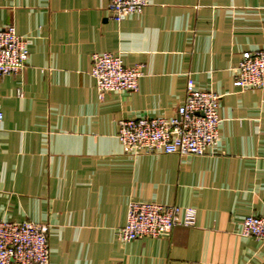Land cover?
I'll return each mask as SVG.
<instances>
[{"label": "crops", "instance_id": "crops-1", "mask_svg": "<svg viewBox=\"0 0 264 264\" xmlns=\"http://www.w3.org/2000/svg\"><path fill=\"white\" fill-rule=\"evenodd\" d=\"M107 3L0 0V27L29 48L0 78V221L47 225L50 264H264V243L240 235L264 217V89L233 86L242 54L264 50V0H148L120 22ZM104 52L142 66L136 91L99 99L90 57ZM188 81L220 97L218 146L124 153L119 122L173 117ZM131 201L193 208L195 225L122 243Z\"/></svg>", "mask_w": 264, "mask_h": 264}, {"label": "built area", "instance_id": "built-area-1", "mask_svg": "<svg viewBox=\"0 0 264 264\" xmlns=\"http://www.w3.org/2000/svg\"><path fill=\"white\" fill-rule=\"evenodd\" d=\"M147 4L148 0H108L106 10L109 19L120 22L141 13ZM28 57L27 40L12 25L0 27V78L20 74ZM89 74L99 99L107 93L136 91L143 75L141 65L126 67L119 55L107 52L91 55ZM233 86L264 89V50L242 54L234 68ZM219 101L216 93L200 91L188 81L184 100L173 117L120 121L117 139L126 154L203 156L219 143ZM2 119L0 111V122ZM195 218L193 208L131 201L125 224L115 231V236L122 243L166 237L174 227H193ZM48 233L47 225L31 221H0V264H50ZM240 235L264 243V217H245Z\"/></svg>", "mask_w": 264, "mask_h": 264}]
</instances>
